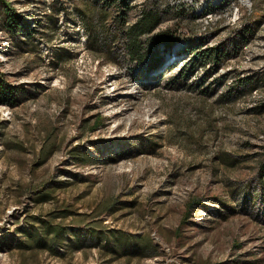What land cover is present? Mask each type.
Wrapping results in <instances>:
<instances>
[{
  "label": "rangeland",
  "instance_id": "rangeland-1",
  "mask_svg": "<svg viewBox=\"0 0 264 264\" xmlns=\"http://www.w3.org/2000/svg\"><path fill=\"white\" fill-rule=\"evenodd\" d=\"M6 1L33 16L36 36L18 46L0 31L5 79L26 91L0 105V232L16 247L27 216L69 208L150 236L158 254L87 247L57 258L0 244V264H264V0H159L167 14L142 37L143 60L124 39L112 47L119 58L92 54L73 0ZM142 10L136 2L132 22ZM164 32L179 39L170 50ZM217 47L232 52L218 71L191 73L190 53ZM47 192L54 199L37 203ZM107 202L116 211L99 216Z\"/></svg>",
  "mask_w": 264,
  "mask_h": 264
},
{
  "label": "trees",
  "instance_id": "trees-1",
  "mask_svg": "<svg viewBox=\"0 0 264 264\" xmlns=\"http://www.w3.org/2000/svg\"><path fill=\"white\" fill-rule=\"evenodd\" d=\"M139 1H143V10L140 17L132 22L131 13L135 3ZM71 3L73 14L82 20L89 51L103 58H119L112 47L124 39L125 49L132 60L145 59L147 54L143 51L141 39L143 36L154 34L167 14L160 6L159 0H73ZM49 11V14H45L48 19L47 24L57 25L61 10L52 4ZM32 17L18 12L6 0H0V31L11 35L18 46L35 39L36 27L33 26L35 23ZM247 31L236 36L242 44L248 42ZM168 35L169 32L159 34L158 43L166 42ZM178 40L171 37V40L166 42L167 49L170 50ZM187 49L176 52L175 58H185L186 53L192 51ZM238 49L234 44L233 55L238 53ZM230 51L229 48L217 47L195 54L191 52L186 66L190 67L191 73H195L200 67L207 68L211 64L214 66L213 71H218L223 61L232 55ZM54 58H59L58 53L54 54ZM63 62L64 59L57 61L58 64ZM1 66L2 62H0V105H16L18 95L26 91L20 92L16 86L10 85L5 79ZM50 152L45 155L43 161L49 157ZM73 155L83 164L90 161L89 156L82 153L79 148L74 150ZM260 177L262 179L260 196L264 201V160L260 166ZM53 199V195L47 192L37 197L36 201L44 203ZM196 206L207 208L202 202L197 203ZM115 211V204L107 202L100 208L98 215L112 214ZM91 217L92 214H78L69 208L48 214L29 215L25 226L16 229V233L20 235L16 247H13L14 239L2 232H0L2 233L0 244L10 250L17 248L21 252H45L57 258L87 247L101 248L107 256L114 255L115 259L122 257L143 259L158 254L156 244L150 236L138 237L121 230L105 229L102 220Z\"/></svg>",
  "mask_w": 264,
  "mask_h": 264
},
{
  "label": "bare ground",
  "instance_id": "bare-ground-1",
  "mask_svg": "<svg viewBox=\"0 0 264 264\" xmlns=\"http://www.w3.org/2000/svg\"><path fill=\"white\" fill-rule=\"evenodd\" d=\"M242 1V3H244V2H246V0H241ZM247 3V2H246Z\"/></svg>",
  "mask_w": 264,
  "mask_h": 264
},
{
  "label": "built area",
  "instance_id": "built-area-1",
  "mask_svg": "<svg viewBox=\"0 0 264 264\" xmlns=\"http://www.w3.org/2000/svg\"><path fill=\"white\" fill-rule=\"evenodd\" d=\"M249 7H251V4H250V6Z\"/></svg>",
  "mask_w": 264,
  "mask_h": 264
}]
</instances>
